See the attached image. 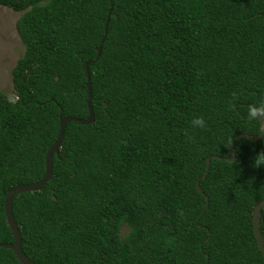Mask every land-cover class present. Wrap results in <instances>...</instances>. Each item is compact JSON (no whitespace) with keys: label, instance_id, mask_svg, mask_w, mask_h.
I'll return each mask as SVG.
<instances>
[{"label":"trees","instance_id":"1","mask_svg":"<svg viewBox=\"0 0 264 264\" xmlns=\"http://www.w3.org/2000/svg\"><path fill=\"white\" fill-rule=\"evenodd\" d=\"M23 53L0 91V242L6 191L36 264H264L251 210L264 198V0H0ZM105 36L103 37V35ZM103 40V41H102ZM100 54L97 56L99 45ZM94 61L85 65L86 61ZM202 117L204 128L194 127ZM190 137V139H189ZM122 225L126 232L121 234ZM259 230L264 241V206ZM0 264H20L0 247Z\"/></svg>","mask_w":264,"mask_h":264},{"label":"water","instance_id":"2","mask_svg":"<svg viewBox=\"0 0 264 264\" xmlns=\"http://www.w3.org/2000/svg\"><path fill=\"white\" fill-rule=\"evenodd\" d=\"M104 36H105V34L103 35V37ZM100 50H101V44L99 45L96 58L100 54ZM93 61H94L93 59L88 60V61H86L85 65H88L89 63H91ZM86 78H87V82H86L87 83V99H86L87 117H78V116H72V115L62 116L60 114L59 115V122H58V132H57L56 138L52 142V144L50 145V147L48 148V150L45 152V155H44V174H43V176L39 180L34 181V182L25 183V184H16V185L10 187L4 195L3 210H4V214H5L6 223L11 230L12 241L11 242H0V247H5V248L12 250L13 254L16 256V258L20 264H36V263H34L30 258H28L24 254V252L22 251L20 231H19V228L16 224V221L13 217V213H12V209H11L12 197L15 194L20 193V192L37 190L42 186V184H44L50 178L51 167H52L51 158H52V155L57 152V150L61 144L63 133H64V127H65V124L67 122L74 121V122H78L80 124L93 123L94 115H93L92 106H91V98L92 97L90 94L89 71L87 69H86ZM257 118L259 119V125H260V130H259L258 134H249V133H245V132L239 133V134L235 135L230 140V142L228 144V151L230 154L229 156L223 157V156H219L216 154H212V155L207 156L205 158L204 171L198 178H196V180L194 182V185H195L196 189L198 190V192H200L205 198V205H204L205 207L208 204V197L204 194L201 187L199 186V181L205 177V175L208 171L210 158H217V159H224L226 161H232V160H234V157H235V150H234V146H233L235 139L241 138V137H245L248 140L259 139L264 133V116H258ZM262 206H264V198L261 199L259 202H257L251 210V216H252L251 217V226H252L253 235L257 241L258 249L261 251L263 258H264V241H263V238H262L260 230H259L260 209Z\"/></svg>","mask_w":264,"mask_h":264},{"label":"rangeland","instance_id":"3","mask_svg":"<svg viewBox=\"0 0 264 264\" xmlns=\"http://www.w3.org/2000/svg\"><path fill=\"white\" fill-rule=\"evenodd\" d=\"M20 14V11L0 5V91L4 92L9 100L15 99L11 69L24 51V45L16 30V20ZM125 232L126 226L122 225L121 234L124 235Z\"/></svg>","mask_w":264,"mask_h":264},{"label":"clouds","instance_id":"4","mask_svg":"<svg viewBox=\"0 0 264 264\" xmlns=\"http://www.w3.org/2000/svg\"><path fill=\"white\" fill-rule=\"evenodd\" d=\"M250 115L253 117L264 116V105L253 107L250 110ZM191 123L194 127L198 128H204L206 126L205 121L202 117H194Z\"/></svg>","mask_w":264,"mask_h":264}]
</instances>
